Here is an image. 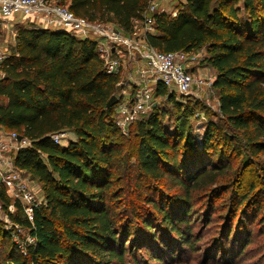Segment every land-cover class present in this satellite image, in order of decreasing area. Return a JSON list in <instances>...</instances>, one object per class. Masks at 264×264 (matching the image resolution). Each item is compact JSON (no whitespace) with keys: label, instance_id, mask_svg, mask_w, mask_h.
Wrapping results in <instances>:
<instances>
[{"label":"trees","instance_id":"trees-1","mask_svg":"<svg viewBox=\"0 0 264 264\" xmlns=\"http://www.w3.org/2000/svg\"><path fill=\"white\" fill-rule=\"evenodd\" d=\"M59 1L78 16L113 23L126 32L133 31L148 4V0ZM177 8L175 14H154L148 42L163 51L206 48L203 60L217 73L214 87L220 115L235 135L209 121L198 142L188 106L171 133L156 104L149 116L134 122L139 137L138 181L169 176L183 189V194L175 195L180 205L170 213L164 198L156 201L142 185L136 187L165 227L191 245L192 223L186 218L195 206L191 191L217 183L230 163L225 150L237 136L245 140L249 159L264 155V0H180ZM16 31L0 79V125L30 141L18 148L14 164L42 183L44 199L32 221L22 216L19 202L17 214L9 212L13 222L35 238L26 253L0 219V264H128L136 245L153 253L152 217H141L139 211L123 216L115 202L123 195L114 189L121 182L114 159L120 150L107 138L120 128L116 105L107 107V102L116 94L119 73L105 71L94 39L31 21L18 25ZM165 94L174 99V92L169 94L158 84L156 97ZM174 100L181 108L182 101ZM69 131L76 138L66 144L54 141V134ZM250 161L257 178L250 185L254 192L235 199V213L247 200L261 204L264 190L258 187L264 186V161ZM0 194L4 206L8 205L5 188ZM130 239L132 245L126 247ZM133 261L140 264L136 258Z\"/></svg>","mask_w":264,"mask_h":264},{"label":"rangeland","instance_id":"rangeland-1","mask_svg":"<svg viewBox=\"0 0 264 264\" xmlns=\"http://www.w3.org/2000/svg\"><path fill=\"white\" fill-rule=\"evenodd\" d=\"M179 2L180 0H161V7L174 13ZM27 21L21 15L14 16L9 20L0 18V43L6 53H10L11 46L15 44L18 25ZM198 53V64L201 65V69L195 70V75L204 78L211 77L215 80L216 70L203 60L207 55L206 48H201ZM134 66H136V62H127V66L119 72L120 82L116 87L115 95L120 98L123 97V94L128 93L134 84V80H132L136 75ZM168 93L170 94V92ZM174 94V99L182 101L181 108L174 99L168 98V94L157 97L158 108L165 114L163 125L171 133L185 107L188 106L192 112L190 121L193 125V133L198 142L202 140L209 121L216 122L223 131L235 135L220 115L219 93L214 85L212 87L204 86L200 89L194 86L189 94L181 95L176 92ZM124 99L129 100V97H124ZM151 112L141 114L138 122L149 116ZM72 138H76L75 133L66 132L62 136L61 143L66 144ZM107 139L120 150L114 157L116 177L121 180L114 189L118 195L123 193L120 200L115 201L118 204L117 210L123 216L127 214L130 217V213L135 211H139L141 217L151 216L156 231V239L153 240L152 245L149 241L154 252H146L135 244L133 254L127 258L128 264H135L133 258H136L140 264H264V192L260 193L262 194L261 204L255 205L257 204L256 200L252 202L247 200L235 213V199L239 195L248 194L250 196L254 192L250 190V185L256 184L257 178L256 172H254L255 166L250 159L264 161V155L249 159L250 152L244 139L237 136L234 144L225 150V153L228 152L230 163L225 166L226 170L219 176L216 184L191 191L189 198L195 206L192 208L193 211H190L191 213L186 216L192 223L190 225L192 232L188 235L192 242L191 245L185 244L182 238L171 233L169 228H166L158 219V216L153 214L152 204L139 196L136 186L142 185L148 191V195H152L151 197L156 201L161 197L164 198L171 213L177 211L180 201L175 195L178 192L183 194V189L177 183H173L169 176L155 181L150 179L138 181L136 154L139 137L137 123L132 124L125 132L120 129L112 131ZM8 154L13 157L15 151L12 150ZM230 177H234L233 182L229 180ZM28 180L31 189L42 203L44 199L42 183L31 175ZM259 185L258 188L261 189L262 186L264 190V186ZM252 196H256L257 199L259 195L254 193ZM8 197L9 202H13V197L10 195ZM181 204L186 205L183 201ZM8 205H5L7 212L9 211ZM16 211L15 208L12 213L15 215ZM152 214L155 215L154 218ZM228 223L229 225L226 226ZM3 224L5 229H10L12 232L17 231L21 240H24L28 235V230L25 228L18 230L12 224L5 222ZM136 227L137 230L141 229L140 225H136ZM139 233L143 235V232ZM145 237L149 238V235H145ZM17 239L19 238L17 237ZM131 239L134 243L135 239L133 237ZM131 239L126 242V247L132 245ZM161 240L163 241L161 242ZM163 242L167 246H164ZM153 255L159 259L154 258Z\"/></svg>","mask_w":264,"mask_h":264},{"label":"built area","instance_id":"built-area-1","mask_svg":"<svg viewBox=\"0 0 264 264\" xmlns=\"http://www.w3.org/2000/svg\"><path fill=\"white\" fill-rule=\"evenodd\" d=\"M160 11H165L161 7V0H148L147 7L142 12V19L135 22L132 32H126L113 23L78 16L67 4L59 0H0L1 19L9 20L21 15L37 25L61 28L77 37L96 40L104 69L109 74L121 72L127 66V62H136L134 66L136 75L132 78L134 84L116 104V123L123 132L138 121L141 114L149 113L157 104L158 84L165 86L168 92L181 95L189 94L194 86L200 89L214 85L213 78L196 76L195 72L190 70V64L199 61L198 52L163 51L148 42L147 33L154 29V14ZM8 54L0 43V79L5 76L3 62ZM125 95H128L129 100L124 99ZM64 133L66 132L54 134V141L61 143ZM29 144L28 139L19 140L15 131H5L0 125V193L1 189L5 188L6 194L13 197L7 212L0 194V219L6 224L14 225L18 230H22L23 227L14 223L9 216V212L15 210L17 202L22 205L24 214L31 221L35 208L41 202L22 170L15 166L14 156L10 157L8 153L12 150L16 153L19 147ZM12 235L23 253H26L27 244L35 241L29 233L24 240L20 239L17 231Z\"/></svg>","mask_w":264,"mask_h":264},{"label":"crops","instance_id":"crops-1","mask_svg":"<svg viewBox=\"0 0 264 264\" xmlns=\"http://www.w3.org/2000/svg\"><path fill=\"white\" fill-rule=\"evenodd\" d=\"M165 11H167V9H165ZM177 11H178V8L176 7V8H175V12H174V13L171 12V14H175ZM167 12L170 13L169 11H167ZM200 66H201V65H199L198 63L190 64V70H192V71L199 70V69H201ZM124 97H125V98H128V95H125ZM125 100H126V99H125ZM22 173H23V175H24V173H26V172H25V171H22ZM24 176H25L27 179H29L30 174L26 173V175H24Z\"/></svg>","mask_w":264,"mask_h":264},{"label":"water","instance_id":"water-1","mask_svg":"<svg viewBox=\"0 0 264 264\" xmlns=\"http://www.w3.org/2000/svg\"><path fill=\"white\" fill-rule=\"evenodd\" d=\"M119 102V97L117 95H112L111 98L107 102V107H113ZM156 105V104H155ZM23 138L22 135H18V139L21 140Z\"/></svg>","mask_w":264,"mask_h":264}]
</instances>
